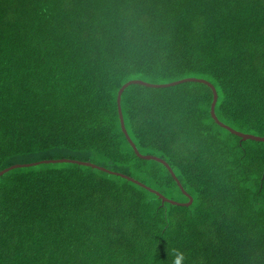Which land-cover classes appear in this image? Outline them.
Instances as JSON below:
<instances>
[{
	"label": "trees",
	"instance_id": "1",
	"mask_svg": "<svg viewBox=\"0 0 264 264\" xmlns=\"http://www.w3.org/2000/svg\"><path fill=\"white\" fill-rule=\"evenodd\" d=\"M264 0H0V264H264Z\"/></svg>",
	"mask_w": 264,
	"mask_h": 264
},
{
	"label": "water",
	"instance_id": "2",
	"mask_svg": "<svg viewBox=\"0 0 264 264\" xmlns=\"http://www.w3.org/2000/svg\"><path fill=\"white\" fill-rule=\"evenodd\" d=\"M186 81H200V82H204L206 83L207 85H209L213 91V101L211 103V108H210V111L211 112V115L213 117V119L215 121H217L221 126L227 128L228 130H230L231 132L239 135L240 137H242L243 139H254V140H261V141H264V136H257V135H253V134H249V133H243V132H240V131H236L234 130L233 128L229 127L228 125L222 123L221 121L218 120L216 114H215V104H216V100H217V92H216V89L215 87L210 83L208 82L207 80H204V79H200V78H195V77H186V78H183V79H180V80H175V81H171V82H168V83H161V84H156V83H149V82H146V81H143V80H140V79H131V80H128L127 82H125L118 90L117 92V108H118V114H119V118H120V123H121V128H122V131L123 133L125 134L127 140L129 141V143L131 144L134 152L140 157V158H144V159H148V160H155V161H158L162 164H164L166 166V168L168 169V171L170 172V174L173 176V178L176 180V182L178 183L179 187L181 188V190L183 191V194L188 198V201L187 202H177V201H174V200H170L164 196H162L159 192L157 191H154L153 189L149 188L148 186H146L145 184L141 183L140 181L138 180H135L134 178L128 176V175H125V174H122V173H119L121 174L123 177H126L128 178L129 180H132L148 189H150L151 191L157 193L159 196L162 197V200H165V201H168V202H171L173 204H184V205H189L192 203V197L183 189V187L181 186L180 182L177 180L173 170L171 169V167L168 165V163L158 157V156H155V155H152V154H142L138 151V149L136 148L135 144L133 143V141L131 140L127 130H126V127H125V123H124V119H123V114L121 113L122 110H121V104H120V100H121V94L122 92L124 91V89L126 87H128L129 85L131 84H140V85H145V86H148V87H168V86H173V85H176V84H179V83H183V82H186ZM56 162H76L78 164H82V165H87V166H92V167H95V168H99V169H102L104 171H109L108 169L102 167V166H99V165H96L94 163H91V162H87V161H78V160H72V159H67V158H52V159H44V160H41V161H36V162H29V163H17V164H13L11 166H8L6 168H4L3 170L0 171V175H2L4 172H7L11 169H14V168H18V167H24V166H31V165H36V164H39V163H56ZM111 173H117V172H113V171H109Z\"/></svg>",
	"mask_w": 264,
	"mask_h": 264
},
{
	"label": "clouds",
	"instance_id": "3",
	"mask_svg": "<svg viewBox=\"0 0 264 264\" xmlns=\"http://www.w3.org/2000/svg\"><path fill=\"white\" fill-rule=\"evenodd\" d=\"M184 257L182 254H177L174 260V264H182Z\"/></svg>",
	"mask_w": 264,
	"mask_h": 264
}]
</instances>
